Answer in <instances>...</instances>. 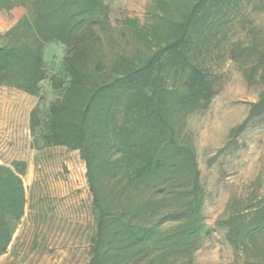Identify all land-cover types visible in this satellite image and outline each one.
Listing matches in <instances>:
<instances>
[{
  "label": "trees",
  "instance_id": "16d2710c",
  "mask_svg": "<svg viewBox=\"0 0 264 264\" xmlns=\"http://www.w3.org/2000/svg\"><path fill=\"white\" fill-rule=\"evenodd\" d=\"M153 2L148 21L111 24L97 17L107 9L102 0H0V11L27 10L0 33V86L38 95L43 43L68 48L70 79L65 87L51 80L63 92L48 106L43 144L76 151L84 164L94 232L83 264H193L204 189L186 119L216 93L211 39L242 10L264 11V0ZM255 33L230 54H254L264 79ZM263 110L264 92L249 114ZM24 171V162L0 163V256L24 213ZM222 223L232 248L254 260L246 264H264V196Z\"/></svg>",
  "mask_w": 264,
  "mask_h": 264
},
{
  "label": "rangeland",
  "instance_id": "374dc122",
  "mask_svg": "<svg viewBox=\"0 0 264 264\" xmlns=\"http://www.w3.org/2000/svg\"><path fill=\"white\" fill-rule=\"evenodd\" d=\"M102 1L107 9L97 17L111 24L125 17L148 21L147 11L155 5L153 0ZM12 10L0 11V33L27 13L23 6ZM263 25L264 11L245 9L211 39L206 62L218 76L216 93L206 108L191 112L186 119L183 132L194 146L204 189L193 264L254 261L227 242L222 222L233 209L246 208L264 196V110L249 114L251 104L264 92V79L252 67L254 54H230L234 44L251 38V29L258 48L264 50V30L257 33ZM42 49L46 78L40 82L38 95L0 86V163H25L21 177L24 213L0 264H83L94 232L84 164L78 153L43 144L48 106L63 92L53 89L51 80L60 79L65 87L70 79L63 67L68 48L49 40ZM242 122L243 129L229 137L231 129Z\"/></svg>",
  "mask_w": 264,
  "mask_h": 264
},
{
  "label": "crops",
  "instance_id": "0c3cea01",
  "mask_svg": "<svg viewBox=\"0 0 264 264\" xmlns=\"http://www.w3.org/2000/svg\"><path fill=\"white\" fill-rule=\"evenodd\" d=\"M12 11H13V10L11 9L10 12H12ZM0 31H2V30L0 29Z\"/></svg>",
  "mask_w": 264,
  "mask_h": 264
}]
</instances>
